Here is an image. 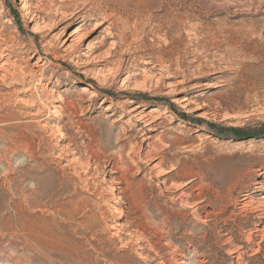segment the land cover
I'll return each mask as SVG.
<instances>
[{"label": "rangeland", "instance_id": "1", "mask_svg": "<svg viewBox=\"0 0 264 264\" xmlns=\"http://www.w3.org/2000/svg\"><path fill=\"white\" fill-rule=\"evenodd\" d=\"M258 55L264 0H0V264H264Z\"/></svg>", "mask_w": 264, "mask_h": 264}, {"label": "bare ground", "instance_id": "2", "mask_svg": "<svg viewBox=\"0 0 264 264\" xmlns=\"http://www.w3.org/2000/svg\"><path fill=\"white\" fill-rule=\"evenodd\" d=\"M21 9H22V8H21ZM73 33H78V31L74 30V31H73L72 33H70L69 36L64 40L63 43L66 44L67 41H68L69 39H71V40H70L71 42H69V43L67 44V46L65 47V49L70 48V47L72 48V47L74 46V45L72 44V42H73L72 40H73V39L71 38V37L74 35ZM79 39H80L81 41H84V40H83L84 38L79 37ZM88 47H89V45L87 44V45H86V48L88 49ZM89 48H90V47H89ZM92 48H93V47H92ZM256 56H257V55H256ZM258 56H259V55H258ZM255 58H256V57H255ZM259 58H260V61L263 62V66H264V57H262V56L260 55ZM256 69H257V68H256ZM258 70H259V69H257L256 71H258ZM256 71H255V73H256ZM80 89H84V88H80ZM88 95H90V96H94V93H93L92 91H90V92L88 93ZM173 101L176 102V103H181L182 106H186V104H187V103H186V98H179V97H176L175 100H173ZM136 109H137V106H136L135 108L133 107L132 110L135 112ZM132 110H131V111H132ZM151 110H152V109H151ZM152 111H155V109H153ZM138 116H139V113H138ZM139 117H140L139 119H140V121H141L142 118H143L144 116L141 115V116H139ZM153 119H154V118H153ZM146 122H147V121H146ZM144 124H145V123H144ZM138 254H139V253H138Z\"/></svg>", "mask_w": 264, "mask_h": 264}, {"label": "trees", "instance_id": "3", "mask_svg": "<svg viewBox=\"0 0 264 264\" xmlns=\"http://www.w3.org/2000/svg\"><path fill=\"white\" fill-rule=\"evenodd\" d=\"M180 117L182 118V119H184V120H191V119H189V117L187 116V115H185V114H180ZM210 128H212L213 130L216 128V131L217 132H219L218 130H217V127H216V125H214V124H212V123H206ZM233 130V132H234V136H248V132L247 131H245V130H242V129H232ZM253 134H255V132L253 133Z\"/></svg>", "mask_w": 264, "mask_h": 264}]
</instances>
